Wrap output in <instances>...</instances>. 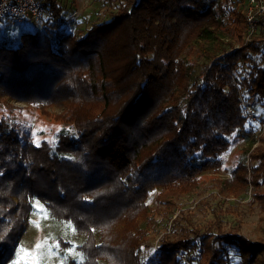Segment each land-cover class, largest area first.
Instances as JSON below:
<instances>
[{"label":"trees","instance_id":"16d2710c","mask_svg":"<svg viewBox=\"0 0 264 264\" xmlns=\"http://www.w3.org/2000/svg\"><path fill=\"white\" fill-rule=\"evenodd\" d=\"M108 1L117 5L106 18L75 30L61 0H43V28L0 42V264L15 259L36 200L83 237L84 260L70 264H227L228 246L241 264H264V238L224 231L219 217L202 228L181 210L157 233L162 209L256 139L244 101H264V33L244 43V8L232 0ZM3 98L41 104L67 130L36 144ZM249 163L231 169L237 194L264 185L261 146Z\"/></svg>","mask_w":264,"mask_h":264},{"label":"rangeland","instance_id":"374dc122","mask_svg":"<svg viewBox=\"0 0 264 264\" xmlns=\"http://www.w3.org/2000/svg\"><path fill=\"white\" fill-rule=\"evenodd\" d=\"M66 10L68 21L66 26L74 24V29H86L91 21L107 17L108 8L117 4H111L108 0H61ZM246 0H232L231 4L243 9ZM71 17V18H70ZM11 18V17H10ZM9 18V19H10ZM6 17L0 19V42L7 40L16 43L21 33L34 31L44 27L45 19H29L26 21H8ZM237 42V46L241 45ZM244 43L246 39L244 37ZM261 62V58L257 56ZM243 72H241L242 74ZM254 105L262 119L252 118L248 127H251L256 139H243L234 144L231 151L225 156L226 168L219 172L208 171L204 175L205 183L194 193L185 196L179 201V206L172 210H163L158 214L159 228L157 233L162 236L171 229L170 219L180 217L181 210H191L193 219L202 228L208 223L218 220L224 231L238 230L252 240L264 238V205L258 193H264V185L258 189H252L237 194L234 191L235 180L232 178L231 169L240 161L247 162L253 168L256 164L249 163L250 153L257 147L264 150V101H255ZM2 104L7 107L3 112L20 131L32 132L34 142L41 144L42 141H55L60 134L67 130V125L56 120L53 116H47L41 112V104L29 105L26 102L3 98ZM252 103V102H250ZM51 113H59L60 107H49ZM247 151V152H246ZM248 159V160H247ZM157 188L154 192H158ZM232 191V192H231ZM257 193V194H258ZM151 199V198H150ZM154 202L151 200V205ZM59 237L65 238L72 245L62 252ZM83 241V237L77 234L74 225L66 221H57L49 213L48 209L40 201H35V208L27 220L26 230L21 235L16 246V257L12 264H70L69 258L78 263L84 260V254L77 249ZM57 245L59 247H57ZM229 253L226 256L227 264H241L240 255L235 246H228ZM179 257L185 259V253H179ZM187 260V258H186ZM189 264V263H187Z\"/></svg>","mask_w":264,"mask_h":264},{"label":"built area","instance_id":"2783aa9c","mask_svg":"<svg viewBox=\"0 0 264 264\" xmlns=\"http://www.w3.org/2000/svg\"><path fill=\"white\" fill-rule=\"evenodd\" d=\"M5 17L19 22L29 19H52L51 12L43 0H0V19ZM244 17L247 22L245 39L248 42L257 33H264V0H246ZM244 104L250 117L263 118L253 103L244 101Z\"/></svg>","mask_w":264,"mask_h":264},{"label":"snow or ice","instance_id":"6c2138e0","mask_svg":"<svg viewBox=\"0 0 264 264\" xmlns=\"http://www.w3.org/2000/svg\"><path fill=\"white\" fill-rule=\"evenodd\" d=\"M57 247H59V246L57 245Z\"/></svg>","mask_w":264,"mask_h":264}]
</instances>
